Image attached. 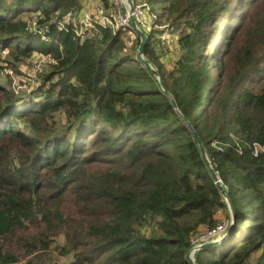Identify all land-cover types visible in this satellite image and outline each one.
<instances>
[{"label": "trees", "instance_id": "16d2710c", "mask_svg": "<svg viewBox=\"0 0 264 264\" xmlns=\"http://www.w3.org/2000/svg\"><path fill=\"white\" fill-rule=\"evenodd\" d=\"M146 2L163 88L138 36L76 35L81 0H0V62L52 61L28 94L0 76V264H191L221 224L193 264H264V0Z\"/></svg>", "mask_w": 264, "mask_h": 264}, {"label": "built area", "instance_id": "2783aa9c", "mask_svg": "<svg viewBox=\"0 0 264 264\" xmlns=\"http://www.w3.org/2000/svg\"><path fill=\"white\" fill-rule=\"evenodd\" d=\"M92 0H81L82 9L78 13H72L70 20L73 22L74 30L77 36H83L85 31H96V28H108L112 31L127 32L130 38L137 36V31L143 33L147 28L148 18L153 19L152 26L155 23V17L150 13L149 5L146 0H108L106 4L102 0L94 9L95 17H90L86 12L87 5ZM61 29V27H60ZM162 44L168 43V34L165 32L160 36ZM224 225H218L212 230H203L192 239L191 252L195 253L199 248L209 242H213L223 235ZM190 252V253H191Z\"/></svg>", "mask_w": 264, "mask_h": 264}, {"label": "rangeland", "instance_id": "374dc122", "mask_svg": "<svg viewBox=\"0 0 264 264\" xmlns=\"http://www.w3.org/2000/svg\"><path fill=\"white\" fill-rule=\"evenodd\" d=\"M100 0H92L91 3L89 5H87V10L86 12L90 15V17H95L94 14V9L96 7V5L99 3ZM108 1V0H105ZM147 20V28L143 29V33L146 36L149 31L152 29V22L153 19H146ZM174 40L170 37L168 39V44L166 45L164 51L165 54L163 55V57L161 58L162 63L164 64V66L168 69L171 68L172 62L175 60L176 58V51L174 49ZM52 64V61L50 59V57L48 56H42L39 54L34 55L32 58L25 60L24 62H21L20 64H18L16 67V70L12 69L11 67L7 66L6 63L4 62H0V76L3 77L5 79V77H8L10 79H12V89L14 92L18 93V92H24V93H30L36 86H37V80H38V76L40 74V72L43 69L48 68L50 65ZM154 69V68H153ZM1 82V81H0ZM6 87V86H5ZM19 130H23L22 127L18 128ZM25 131V130H23ZM218 219H222V217L219 215ZM204 229H199L198 230V234H200L201 232H203ZM196 235V236H197ZM195 236V237H196ZM59 243H62V239L59 240ZM195 246V244H193L192 248ZM201 249V247L199 248ZM192 250V249H191ZM190 250V252H191ZM188 254L189 258H190V263L193 264V255L194 253H190ZM57 257L53 256L52 257V261L51 262H47L45 264H64L65 259H58L56 260Z\"/></svg>", "mask_w": 264, "mask_h": 264}, {"label": "water", "instance_id": "95a60500", "mask_svg": "<svg viewBox=\"0 0 264 264\" xmlns=\"http://www.w3.org/2000/svg\"><path fill=\"white\" fill-rule=\"evenodd\" d=\"M137 36L139 38V46H138V52H137L138 61L155 76V78L159 81L161 87L163 88V85H162V83L160 81V78H159V75L157 74V72L148 63H146V61L143 59V48H144V45H145V42H146L145 36L140 31H137ZM171 102L174 105V102L172 100H171ZM192 136H193L195 142L197 143V146L199 148L200 154L205 159V161H207L206 158H205L203 147L201 146V143H200L198 137L196 136V134L194 132H192ZM207 163H208V161H207ZM207 166H208V168L210 170V173H211V176H212V178L214 180V183L217 185V187H218V189L220 191V194L224 197L225 196L224 190L222 189L216 174L210 168L209 163L207 164ZM222 239H223V235L220 238H218L217 240L213 241V242H209V243L203 244L201 247L215 245V244L219 243ZM187 259L190 262L189 256L187 257Z\"/></svg>", "mask_w": 264, "mask_h": 264}]
</instances>
